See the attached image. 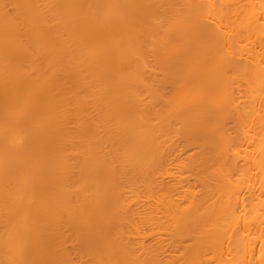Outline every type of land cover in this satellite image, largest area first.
Returning <instances> with one entry per match:
<instances>
[{
  "label": "bare ground",
  "instance_id": "6f19581e",
  "mask_svg": "<svg viewBox=\"0 0 264 264\" xmlns=\"http://www.w3.org/2000/svg\"><path fill=\"white\" fill-rule=\"evenodd\" d=\"M0 264H264V0H0Z\"/></svg>",
  "mask_w": 264,
  "mask_h": 264
}]
</instances>
